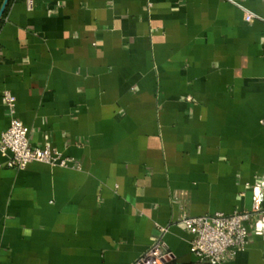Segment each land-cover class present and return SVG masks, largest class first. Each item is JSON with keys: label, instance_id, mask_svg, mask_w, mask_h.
Instances as JSON below:
<instances>
[{"label": "crops", "instance_id": "0c3cea01", "mask_svg": "<svg viewBox=\"0 0 264 264\" xmlns=\"http://www.w3.org/2000/svg\"><path fill=\"white\" fill-rule=\"evenodd\" d=\"M3 0H0V6ZM264 0H8L4 91L32 146L73 167L4 166L0 264H131L156 238L192 264L182 216L264 187ZM255 218L223 264H264Z\"/></svg>", "mask_w": 264, "mask_h": 264}, {"label": "built area", "instance_id": "2783aa9c", "mask_svg": "<svg viewBox=\"0 0 264 264\" xmlns=\"http://www.w3.org/2000/svg\"><path fill=\"white\" fill-rule=\"evenodd\" d=\"M31 0H27L30 5ZM243 11L246 22L264 17L235 3ZM1 100L9 114V122L0 134V152L5 157L4 166L22 170L30 162L38 161L50 165L70 167L73 158L63 156L51 146H32L29 141V128L16 116L15 97L4 91ZM264 124V118L259 120ZM255 218L253 231L264 239V187H252V201L249 209L235 210L229 214L213 213L182 216L180 222L191 233L189 251L195 256L192 264H223L248 243L247 222ZM173 259L172 253L164 247L160 238L152 241L131 264H165Z\"/></svg>", "mask_w": 264, "mask_h": 264}, {"label": "water", "instance_id": "95a60500", "mask_svg": "<svg viewBox=\"0 0 264 264\" xmlns=\"http://www.w3.org/2000/svg\"><path fill=\"white\" fill-rule=\"evenodd\" d=\"M7 2H8V0H3L2 4H1V6H0V16L2 15L3 10H4V8H5L6 4H7Z\"/></svg>", "mask_w": 264, "mask_h": 264}, {"label": "trees", "instance_id": "16d2710c", "mask_svg": "<svg viewBox=\"0 0 264 264\" xmlns=\"http://www.w3.org/2000/svg\"><path fill=\"white\" fill-rule=\"evenodd\" d=\"M5 9H6V7H5ZM5 9L3 10V13H4Z\"/></svg>", "mask_w": 264, "mask_h": 264}]
</instances>
